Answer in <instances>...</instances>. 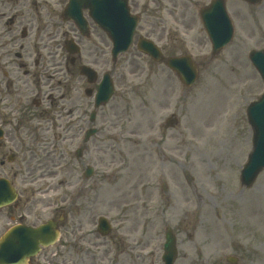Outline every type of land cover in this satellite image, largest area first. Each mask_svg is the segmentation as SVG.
<instances>
[{
  "label": "rangeland",
  "instance_id": "obj_1",
  "mask_svg": "<svg viewBox=\"0 0 264 264\" xmlns=\"http://www.w3.org/2000/svg\"><path fill=\"white\" fill-rule=\"evenodd\" d=\"M190 1L141 0L140 8L145 2L147 9L137 34L155 40L166 56L191 55L200 65L198 80L185 88L163 64L137 51L136 45L113 65L112 45L106 43L108 56L96 67L100 76L111 71L117 91L99 112L97 124L103 132L92 139L80 166L77 161H59V153L53 151L41 152L40 162L35 157V170L30 171L38 179L35 192H25L24 183H17L30 210L22 209L28 213L26 223L46 222L53 218L55 207L72 197L76 207L82 206L81 212L88 208L81 217L86 224L95 228L102 215L122 222L121 229V223L114 224L121 233H130V242L139 244V249L156 246L161 251L165 230L171 226L179 245L176 264H202L241 250L264 257V171L249 189L240 181L252 150L246 109L264 92L249 60L251 50L264 48V0L259 4L227 0L237 17V32L214 58ZM129 88V94L123 91ZM173 115L179 124L167 128L166 119ZM88 164L95 171L85 180ZM42 178H48V184ZM82 181L89 192L73 196L75 184ZM95 189L98 203L91 206L87 201ZM65 217L68 230L62 238L69 243L63 238L61 247L65 242L66 255L74 260L79 246L74 236L82 226L75 209ZM96 237L90 238L94 245L109 243L108 238ZM60 249L57 244L37 260L57 264L55 254ZM96 255L83 259L86 264H99Z\"/></svg>",
  "mask_w": 264,
  "mask_h": 264
},
{
  "label": "flooded vegetation",
  "instance_id": "obj_2",
  "mask_svg": "<svg viewBox=\"0 0 264 264\" xmlns=\"http://www.w3.org/2000/svg\"><path fill=\"white\" fill-rule=\"evenodd\" d=\"M75 1L78 4L69 13L71 0H0V179L8 180L16 190L18 182L25 186L38 180L30 171L35 170V157L39 162L42 160L41 152H58L59 161H77L80 166L83 158L73 156L72 146L75 151L83 146L85 152L90 149L93 138L86 144L83 140L94 127L91 114L98 83H89L83 75V65L102 61L108 53L105 45L109 39L90 14L92 0ZM126 1L130 14L138 20L139 30L147 4L144 2L141 9V0ZM212 1L208 0L207 5ZM190 4L194 2L191 0ZM73 17L84 20L85 32L78 28ZM67 42H73L78 52L71 53ZM18 193L15 203L0 208V236L10 227L26 223L19 214L27 215L22 209L29 213L30 210L25 208ZM91 204H94L93 198ZM80 208L77 209L80 211ZM71 209L70 204L66 211ZM91 216L93 218V213ZM64 225L65 232L68 227L66 222ZM127 236L129 239L124 240L121 233L113 229L108 236L109 243L100 246L94 245L91 239L85 242V238L76 233L74 238L75 244H79V256L84 245L97 247L99 264H162L160 255L158 259L156 256L149 260L142 258L139 244L130 242V233ZM63 238L69 243L67 237ZM252 252L254 250H241L231 262L228 259L203 260L202 264H264L262 253L253 256ZM66 253H62L63 264H86V260L77 257L73 260Z\"/></svg>",
  "mask_w": 264,
  "mask_h": 264
},
{
  "label": "water",
  "instance_id": "obj_3",
  "mask_svg": "<svg viewBox=\"0 0 264 264\" xmlns=\"http://www.w3.org/2000/svg\"><path fill=\"white\" fill-rule=\"evenodd\" d=\"M253 3L259 0H248ZM121 6H126L123 0H96L93 4L92 13L99 25L108 31L114 39V57L121 52H125L132 43L135 24L125 25L121 23L120 17H116L111 23L113 15L121 14ZM127 10V9H126ZM212 24V25H211ZM214 22H207L206 27L212 31V40L215 51L228 43L230 39V28L227 27L228 38L222 39L221 35L213 31ZM125 25V26H123ZM215 25V24H214ZM138 49L152 58L159 61L162 59L160 50L152 43L141 40ZM250 58L259 71L264 81V51H253ZM167 65L175 70L182 82L186 86H191L198 77V70L190 57L172 58L167 60ZM91 76V72H86ZM114 92V87L109 76H105L104 81L100 85L97 97V105L105 103ZM248 120L253 129V149L249 155L248 161L241 172V181L244 188H250L255 183L259 174L264 170V94L260 100L252 103L248 107ZM4 183L0 184V203H6L7 194L4 192ZM104 224V223H103ZM57 224L49 222L39 228L17 227L9 231L0 243V264H28L30 258L36 255L41 246H49L53 244L59 233L56 230ZM168 243L166 249L170 260L168 264H173L176 256L175 240L172 235H168Z\"/></svg>",
  "mask_w": 264,
  "mask_h": 264
}]
</instances>
